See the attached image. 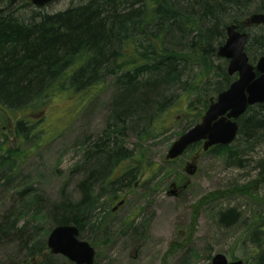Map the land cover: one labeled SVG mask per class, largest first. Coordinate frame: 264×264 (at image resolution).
<instances>
[{
  "label": "rangeland",
  "instance_id": "obj_1",
  "mask_svg": "<svg viewBox=\"0 0 264 264\" xmlns=\"http://www.w3.org/2000/svg\"><path fill=\"white\" fill-rule=\"evenodd\" d=\"M83 1L53 0L39 7L31 0L11 4L9 0H0V8L9 5L11 10L29 16L33 11H64ZM260 3L261 0H254L250 11H255ZM25 13L21 16H26ZM176 48L187 50L188 44L176 45ZM196 56V53L191 56L184 77L201 88L194 94L184 87L172 90L175 97L161 134L140 138L146 128L143 121L128 129V124L125 129L119 127L122 148L125 146L130 154L135 151L145 155L147 178H150L144 181V176L138 177L140 185L131 186L132 194L115 212L111 211V199L100 198L91 222L97 229L94 235L88 231L84 235L96 248L97 264H211L219 252L229 260L243 259L245 264H250L264 248V234L254 231L264 229V132L251 150L236 140L232 144L239 148L236 157L225 151H203L196 174L186 175L191 182L188 189L183 188L179 197L168 194L169 177L174 175L171 172H179V165H184L192 151L188 150L172 163L167 162L166 155L179 134L199 123L205 114L206 108L199 109L200 98L214 93L216 81L211 77L203 80L202 63ZM207 59L210 61V57ZM213 60L223 68L225 59L214 57ZM117 94L116 78L110 75L106 82L88 89V93L78 92L77 95L83 96V101L81 98L78 103L71 95H59L50 98L42 112L34 117L37 112L34 108L7 112L11 118H2L0 127L12 138L15 136L9 145L19 150L12 157L6 154L0 157V224L10 211L28 212L30 217L37 209L39 213L28 227L46 228L51 232L58 226L55 222L57 208L81 201L83 182L92 174L90 169L99 159L100 152L96 153L94 145L99 141L103 143L107 130L111 129V111ZM194 113L200 116L191 122ZM19 116H28L26 120L36 124L28 138V130L16 129ZM120 165V169L125 167L126 161L122 160ZM94 181L101 182L100 179ZM216 191L223 196L205 199L198 214L201 199L209 194L213 196ZM229 208H235L238 216L234 225L226 227L220 223V213ZM133 212V217L136 213L138 216L128 228L125 223L130 221ZM196 213L198 220L189 238L188 230ZM24 217L19 218L11 235L0 237V264H30L24 248L27 231L23 235L18 231L27 222ZM109 238L111 242H102ZM53 264L71 263L57 255Z\"/></svg>",
  "mask_w": 264,
  "mask_h": 264
},
{
  "label": "trees",
  "instance_id": "obj_2",
  "mask_svg": "<svg viewBox=\"0 0 264 264\" xmlns=\"http://www.w3.org/2000/svg\"><path fill=\"white\" fill-rule=\"evenodd\" d=\"M9 3L12 2L9 0ZM253 3L254 0H85L64 11H33L29 16L25 12L11 10L9 5L2 7L0 120L5 116L11 118L7 112L17 113L30 108L37 111L34 117L42 112L50 98L59 95H71L78 103L83 97L77 95L78 92L88 93V89L106 82V78L112 75L118 79L119 87L111 111V130L115 131L121 126L125 129L127 123L132 125L143 121L146 128L139 135L140 138L161 134L172 109L175 97L172 90L184 87L188 93L194 94L201 88L184 77L194 53L202 63L203 80L211 77L217 81L213 91L225 89L228 80L225 65L221 68L213 60L214 57L218 58L217 45L224 43L229 24L237 23L242 28L239 18L250 15ZM260 6L253 12L263 11ZM24 13L26 16H21ZM256 32L247 51L254 55L264 54V29ZM186 42L187 50L176 48V45L181 46ZM207 57H210V61ZM212 95L217 94L200 98V111L208 109ZM198 116L200 114L194 113L191 122L197 120ZM26 118L28 116L17 118L16 129L28 130V138L29 133L35 131L36 124ZM263 132L264 105L256 107L253 113L242 119L238 143L251 150L259 143ZM14 138L0 127V157L4 154L12 157L19 150L9 145ZM110 139L108 143L94 146L96 153L100 152L99 159L90 169L92 174L83 182L82 199L75 205L63 204L58 207L56 225L73 223L84 236L86 225L100 200L94 194L95 177L105 180L112 168L117 163L121 164L122 160L126 161V172L119 182L126 181L129 176V179L148 176V159L144 154L139 155L135 151L130 154ZM238 150V146H217L211 152L225 151L236 157ZM220 196L223 193L216 191L213 196L209 194L201 199L197 205V208L200 207L198 214L205 199ZM34 213L29 217L28 212L10 211L0 224V237L11 235L16 230L19 218L25 215L27 222L18 231L21 235L27 231L24 248L28 262L53 264L56 256L50 252L46 239L50 230L28 227L39 212L36 209ZM198 214L192 219L189 238L193 236ZM237 216L236 209L229 208L220 213V223L226 227L232 226L237 222ZM133 222L131 217L125 225L129 228ZM254 231L255 234L260 231L264 234V229ZM262 242L264 244V238ZM250 264H264V248Z\"/></svg>",
  "mask_w": 264,
  "mask_h": 264
},
{
  "label": "water",
  "instance_id": "obj_3",
  "mask_svg": "<svg viewBox=\"0 0 264 264\" xmlns=\"http://www.w3.org/2000/svg\"><path fill=\"white\" fill-rule=\"evenodd\" d=\"M18 0H11L16 2ZM53 0H31V3L44 7ZM264 24V13H254L246 26ZM235 24L228 26L226 42L220 46L218 56L230 60L229 72H238L239 78L219 94L211 104L200 123L183 133L170 147L167 160L176 159L183 155L192 144L205 141L204 150L223 144H232L239 132V118L249 106L264 103V55L256 65L250 62L245 51L249 34L240 32ZM259 73V76H258ZM197 158L188 163L186 170L193 176L197 172ZM48 246L55 255H63L76 264H94L95 250L85 240L79 238V228L76 225L65 224L55 227L49 238ZM211 264H244V261H229L225 254L218 253Z\"/></svg>",
  "mask_w": 264,
  "mask_h": 264
},
{
  "label": "flooded vegetation",
  "instance_id": "obj_4",
  "mask_svg": "<svg viewBox=\"0 0 264 264\" xmlns=\"http://www.w3.org/2000/svg\"><path fill=\"white\" fill-rule=\"evenodd\" d=\"M260 5H261L260 7L262 8V10L264 12V2L261 1ZM244 19H245L244 16H241L239 18V21L238 22H240L242 24V28L239 27V25L235 24L237 26L236 29L238 31H240V32H247L249 34V39H248V43H247V45L245 47V50H246V52H247V54H248V56L250 58V62L252 64L256 65V63L258 61V58L260 57L259 55H261V54H258V55L250 54L247 51V47H248V45L250 43V40H251V37H252L253 33H257V32H255V29H256V31L257 30H260V29H264V25H256V26L247 27L243 23ZM220 46L218 47V50H219ZM218 50H217V53H218ZM217 53H216V55H217ZM229 64H230V60L225 59V61H224L225 72H226V74L228 76V80L226 79L225 89L222 90L221 92H218L216 90L213 91L217 95H214V96L212 95L213 97L211 98V100L216 101L217 100V97L219 96V94L222 93L223 91L227 90V89H230L231 86H232V84L239 78L238 72L233 73V74H231L229 72ZM258 76H259V73H258ZM262 105H264V103H258V104L249 106V108L247 109V111L238 120L239 130H240V123H241L242 119L244 117H246V116H249L251 114V112L253 113L254 112V109L256 107H259V106H262ZM116 131H117V133L115 134ZM120 134H121L120 133V128L119 129H116L115 131H112L111 129H110V131L107 130V132H106V138L103 140V143L104 142L108 143V140L111 138L110 140L115 141L116 145L121 148L122 147V141L120 139ZM101 143L102 142L99 141L98 144L95 143L94 146H98ZM203 146H204V142H201L199 144L197 143V144L192 145L191 148H190V151H192V152L189 153L188 158L184 162V165H183L184 167L180 164L179 165V172H171V173H174V175H172V176L169 177V182H168V187H167V191H168V194L170 196L179 197L183 193V191H182V189H183L182 185L185 182H186V184H185V187L184 188L187 187L186 189H188V186H189V184L191 182L188 179L189 177H186V175H187L186 167H187L188 163L190 161L194 160L195 158H197V162H199L200 156H201L202 152L204 151L203 150ZM124 148H125V146H124ZM207 152H211V150H209ZM176 161H178V159L171 160V161H168L167 160V162H171V163L172 162H176ZM120 166L121 165L119 163H117V166H114L112 168V170L110 171V173L107 176V178L105 180L102 179L101 185H99L98 182H95L94 181V185L95 186H98V187H95L94 188V190H95L94 191L95 197H98L99 199L100 198H103V199H108L109 198V199H111L112 200V208H111V211H113V212L119 210L120 207H122L127 202L128 195L130 196L132 194V192L130 191L131 186H133V187L134 186H138L141 183L140 181H138L137 179H135V177H132V179L126 180L124 182L122 180H121V182H119V179H122L123 175L126 172V167H122L120 169ZM121 170L123 172L122 175H120L121 174ZM113 174H115V176ZM148 178H150V176ZM148 178L145 176V177H142V180L146 181V180H148ZM133 214H134V212L132 213V221H135L137 219V215H136L137 213L134 215V217H133ZM92 219H93V216L90 218L89 223L86 225V231H88V233L91 232L90 234L94 235L93 232L95 231V229H97L96 228L97 225L91 224ZM102 242L105 243V244L108 243V242H111V238L107 239L106 241H102ZM95 250H96V248H95ZM94 264H97L96 263V257H95Z\"/></svg>",
  "mask_w": 264,
  "mask_h": 264
},
{
  "label": "bare ground",
  "instance_id": "obj_5",
  "mask_svg": "<svg viewBox=\"0 0 264 264\" xmlns=\"http://www.w3.org/2000/svg\"><path fill=\"white\" fill-rule=\"evenodd\" d=\"M116 83H117V87H119L118 79L116 80ZM127 124H128V123H127ZM129 126H130V125H128L127 129L130 128ZM129 177H130V176H129ZM129 177L127 178V180H129ZM95 179H97V178L95 177ZM101 181H102V179H101ZM98 183H101V182H98Z\"/></svg>",
  "mask_w": 264,
  "mask_h": 264
}]
</instances>
